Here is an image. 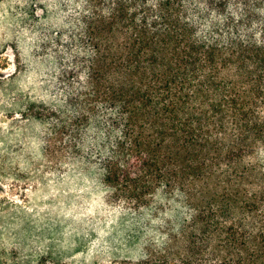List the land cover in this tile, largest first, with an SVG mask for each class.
I'll return each instance as SVG.
<instances>
[{"label":"trees","instance_id":"1","mask_svg":"<svg viewBox=\"0 0 264 264\" xmlns=\"http://www.w3.org/2000/svg\"><path fill=\"white\" fill-rule=\"evenodd\" d=\"M61 4L41 10L44 145L163 216L150 264H264V0Z\"/></svg>","mask_w":264,"mask_h":264},{"label":"rangeland","instance_id":"2","mask_svg":"<svg viewBox=\"0 0 264 264\" xmlns=\"http://www.w3.org/2000/svg\"><path fill=\"white\" fill-rule=\"evenodd\" d=\"M59 7L0 0V264H150L163 216L137 218L98 166L44 145L41 10Z\"/></svg>","mask_w":264,"mask_h":264}]
</instances>
